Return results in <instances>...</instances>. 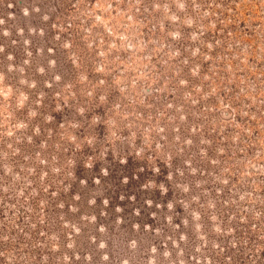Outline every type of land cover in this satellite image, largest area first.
I'll return each instance as SVG.
<instances>
[{
	"label": "rangeland",
	"instance_id": "obj_1",
	"mask_svg": "<svg viewBox=\"0 0 264 264\" xmlns=\"http://www.w3.org/2000/svg\"><path fill=\"white\" fill-rule=\"evenodd\" d=\"M0 264H264V0H0Z\"/></svg>",
	"mask_w": 264,
	"mask_h": 264
}]
</instances>
